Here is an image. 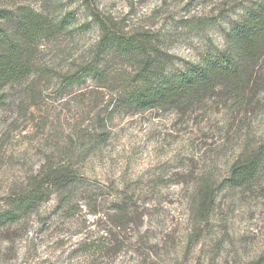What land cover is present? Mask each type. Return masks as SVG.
<instances>
[{"label": "rangeland", "instance_id": "obj_1", "mask_svg": "<svg viewBox=\"0 0 264 264\" xmlns=\"http://www.w3.org/2000/svg\"><path fill=\"white\" fill-rule=\"evenodd\" d=\"M247 1L0 0L1 10L63 19L56 37L37 47L33 73L0 90L8 96L0 107V210L53 166L95 187L78 194L72 217L56 213L54 194L0 228V264H264V176L243 186L222 182L246 142H264V110L110 113L115 93L106 85L61 83L98 55L100 22L196 60L209 43L223 47V28ZM5 36L17 37L0 17V44ZM111 63L110 86L137 68L134 60ZM104 114L109 138L84 154L80 144L101 131ZM205 176L212 193L199 219L195 188ZM121 201L132 206L123 222L114 211Z\"/></svg>", "mask_w": 264, "mask_h": 264}, {"label": "trees", "instance_id": "obj_2", "mask_svg": "<svg viewBox=\"0 0 264 264\" xmlns=\"http://www.w3.org/2000/svg\"><path fill=\"white\" fill-rule=\"evenodd\" d=\"M17 37L5 36L0 44V90L7 85L21 84L36 67L35 52L43 42L53 39L63 29V19L50 18L20 7L16 12L1 10ZM98 55L75 71L63 74V87H73L88 80L106 85L114 91L112 112L121 110H170L180 114L193 112L264 110V0H249L243 12L224 27L223 47L209 43L196 60H187L164 52L152 44L145 33H127L100 22ZM134 60L137 68L128 77L117 79L113 86L111 60ZM99 59V60H98ZM113 81V79H112ZM8 99L0 92V107ZM109 115V114H108ZM98 126L100 132L86 135L81 151L89 154L109 138L105 130L106 114ZM249 125V123H245ZM258 141V140H256ZM28 189L11 195L0 210V228L8 229L36 211L51 195L57 196L56 213L66 218L75 215L78 194L86 195L89 184L75 170L50 167ZM264 176V142H248L232 162L223 183L229 186L253 184ZM210 178L196 183L197 215L206 217L211 200ZM114 211L121 222L130 218L132 206L116 202ZM113 205V204H112Z\"/></svg>", "mask_w": 264, "mask_h": 264}]
</instances>
